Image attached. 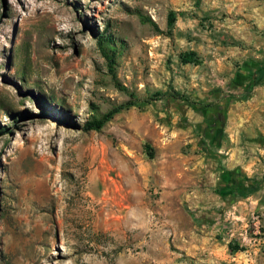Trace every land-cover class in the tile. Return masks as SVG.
<instances>
[{
  "label": "rangeland",
  "instance_id": "374dc122",
  "mask_svg": "<svg viewBox=\"0 0 264 264\" xmlns=\"http://www.w3.org/2000/svg\"><path fill=\"white\" fill-rule=\"evenodd\" d=\"M262 66L264 0H0V264H264Z\"/></svg>",
  "mask_w": 264,
  "mask_h": 264
},
{
  "label": "trees",
  "instance_id": "16d2710c",
  "mask_svg": "<svg viewBox=\"0 0 264 264\" xmlns=\"http://www.w3.org/2000/svg\"><path fill=\"white\" fill-rule=\"evenodd\" d=\"M176 21L175 15L173 13H170L169 15V26H173ZM147 22H150L155 28H157V24L152 21L151 19H147ZM115 41L113 39L107 40L106 37L101 36L100 39L98 40V46L99 49L101 50V53L103 57L105 58L107 62V67L109 69L110 74L113 76L114 80H116V75H115V67L117 63V51L114 47H112V43ZM182 61L184 63H198V59L196 57L195 52H188L184 53L181 57ZM264 79V66L260 67L257 71H255L252 74V79L248 86L245 88V91L242 95L235 96L233 95L232 97H228L225 101V105H222L221 103L217 105H212V119H215L216 121H219V124L223 122L221 117L223 116L224 111H221V108L225 110L226 106L230 103H233L235 100H246L253 92L255 87ZM117 82V81H116ZM117 85L125 90L124 87H122L119 83ZM132 97H134L133 94H131ZM172 99V100H182L188 102L190 106H196L198 105L197 101H192L189 97H186L182 93H179L177 91H166V92H161L158 91L154 93L149 99L145 100L142 103H138L137 99H131L127 101L126 103L114 106L111 110L106 112L100 117L93 118L92 120L87 121L84 126L83 130L88 132V131H100L103 129L106 124L111 122L115 116L120 114L121 112L128 110L132 107L136 106H145L152 104L154 101H160L163 99ZM148 149H150L148 147ZM151 150V149H150Z\"/></svg>",
  "mask_w": 264,
  "mask_h": 264
}]
</instances>
